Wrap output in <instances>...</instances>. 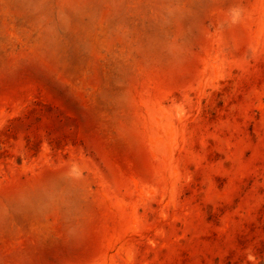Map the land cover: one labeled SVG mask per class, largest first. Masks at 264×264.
Returning <instances> with one entry per match:
<instances>
[{
    "label": "rangeland",
    "instance_id": "1",
    "mask_svg": "<svg viewBox=\"0 0 264 264\" xmlns=\"http://www.w3.org/2000/svg\"><path fill=\"white\" fill-rule=\"evenodd\" d=\"M0 264H264V0H0Z\"/></svg>",
    "mask_w": 264,
    "mask_h": 264
}]
</instances>
